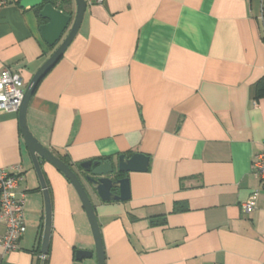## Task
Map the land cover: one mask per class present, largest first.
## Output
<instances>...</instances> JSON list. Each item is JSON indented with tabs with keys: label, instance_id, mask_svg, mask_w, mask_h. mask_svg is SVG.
<instances>
[{
	"label": "crops",
	"instance_id": "crops-1",
	"mask_svg": "<svg viewBox=\"0 0 264 264\" xmlns=\"http://www.w3.org/2000/svg\"><path fill=\"white\" fill-rule=\"evenodd\" d=\"M0 8V74L28 85L49 46L39 12ZM264 0H103L30 98V131L84 175L86 160L142 153L124 174L131 196L95 207L106 264H264V188L252 161L264 148ZM76 12L75 0L64 8ZM68 33V31H67ZM52 231L45 264H98L71 182L41 159ZM21 166L25 232L1 264H40L45 199L19 111H0V168ZM254 190L256 207L242 210ZM5 229L0 226V235ZM78 250L92 257L76 258Z\"/></svg>",
	"mask_w": 264,
	"mask_h": 264
},
{
	"label": "water",
	"instance_id": "water-1",
	"mask_svg": "<svg viewBox=\"0 0 264 264\" xmlns=\"http://www.w3.org/2000/svg\"><path fill=\"white\" fill-rule=\"evenodd\" d=\"M53 1L54 0H20L19 2L22 8L40 7L39 15L41 18L45 19L46 22L41 24L39 29L44 41L49 46L53 47L61 41L53 54L38 69L26 86L22 104L19 109L21 132L38 174L45 199V226L42 252L47 253L48 251L52 231L51 198L40 161L44 159L59 169L71 182L73 188L77 192L90 223L95 241V253L98 264H106L100 224L85 183L102 201L128 200L131 196L130 182L128 176L124 174L132 171H146L148 169L149 157L142 153H134L130 157H127L126 154H120L116 161L111 159L86 160L80 163L84 175H79L71 165L65 163L49 148L39 142L30 131L27 122V109L30 98L42 78L60 60L66 49L75 39L87 9L86 0H75L76 12L73 15L72 13H66L58 9ZM67 31V35L63 38ZM92 256V251L78 250L76 252V258L78 260Z\"/></svg>",
	"mask_w": 264,
	"mask_h": 264
},
{
	"label": "built area",
	"instance_id": "built-area-1",
	"mask_svg": "<svg viewBox=\"0 0 264 264\" xmlns=\"http://www.w3.org/2000/svg\"><path fill=\"white\" fill-rule=\"evenodd\" d=\"M88 3H100L103 0H86ZM8 0H0V8L6 6ZM264 20V9L262 13ZM25 86L22 77L8 69L0 74V111L18 112L22 104ZM252 171L264 188V148L256 154L252 161ZM23 180L21 166L12 168H0V226L5 231L0 235V245L5 252H11L19 248V242L25 232L24 209L26 194L20 190ZM259 190H254L250 197L243 202L242 210L245 213L252 212L256 207V199ZM40 264H45L46 253H40ZM1 264V262H0Z\"/></svg>",
	"mask_w": 264,
	"mask_h": 264
},
{
	"label": "trees",
	"instance_id": "trees-1",
	"mask_svg": "<svg viewBox=\"0 0 264 264\" xmlns=\"http://www.w3.org/2000/svg\"><path fill=\"white\" fill-rule=\"evenodd\" d=\"M70 2H71V0H54L53 1L54 5L58 9L66 12V13H70V12H67V11L64 10V8L67 7L70 4ZM34 10L36 12H39L40 11V7H36V8H34ZM40 21H45V20L40 17ZM263 95H264V78L257 85V97H260V96H263ZM61 159L65 163L70 165V161H69V158H67V156H65V155L61 156Z\"/></svg>",
	"mask_w": 264,
	"mask_h": 264
},
{
	"label": "rangeland",
	"instance_id": "rangeland-1",
	"mask_svg": "<svg viewBox=\"0 0 264 264\" xmlns=\"http://www.w3.org/2000/svg\"><path fill=\"white\" fill-rule=\"evenodd\" d=\"M66 35H67V32L64 34L63 38H65Z\"/></svg>",
	"mask_w": 264,
	"mask_h": 264
}]
</instances>
